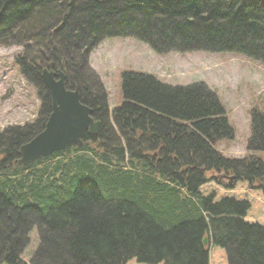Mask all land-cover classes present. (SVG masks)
I'll use <instances>...</instances> for the list:
<instances>
[{
  "label": "trees",
  "instance_id": "obj_1",
  "mask_svg": "<svg viewBox=\"0 0 264 264\" xmlns=\"http://www.w3.org/2000/svg\"><path fill=\"white\" fill-rule=\"evenodd\" d=\"M114 38L264 67V0H0V46L22 48L40 100L32 123L0 129V264H264V112H250L241 159L216 149L236 131L204 83L124 72L111 115L89 57ZM44 69L65 74L100 128L20 166L52 113Z\"/></svg>",
  "mask_w": 264,
  "mask_h": 264
},
{
  "label": "rangeland",
  "instance_id": "obj_2",
  "mask_svg": "<svg viewBox=\"0 0 264 264\" xmlns=\"http://www.w3.org/2000/svg\"><path fill=\"white\" fill-rule=\"evenodd\" d=\"M22 52L18 46H0L1 130L11 125L32 123L39 113L38 95L21 77L15 62ZM89 65L105 87L111 115L124 102V72L148 74L171 86L206 84L217 92L236 131L233 140H223L216 145L217 151L230 159H241L247 154L250 112L254 109L264 112L262 64L230 53L158 55L134 39L114 38L93 49ZM257 155L264 162V153Z\"/></svg>",
  "mask_w": 264,
  "mask_h": 264
},
{
  "label": "water",
  "instance_id": "obj_3",
  "mask_svg": "<svg viewBox=\"0 0 264 264\" xmlns=\"http://www.w3.org/2000/svg\"><path fill=\"white\" fill-rule=\"evenodd\" d=\"M43 79L50 90L52 113L45 130L21 147L18 161L20 166H29L74 146L82 147L86 135H97L100 128V122L92 118V110L80 102L79 91L66 88L63 72L44 69ZM219 177L230 182L234 179L225 175ZM204 243H207V239Z\"/></svg>",
  "mask_w": 264,
  "mask_h": 264
}]
</instances>
